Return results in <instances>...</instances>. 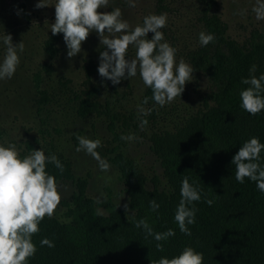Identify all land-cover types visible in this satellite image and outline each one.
Listing matches in <instances>:
<instances>
[{"label": "rangeland", "instance_id": "rangeland-1", "mask_svg": "<svg viewBox=\"0 0 264 264\" xmlns=\"http://www.w3.org/2000/svg\"><path fill=\"white\" fill-rule=\"evenodd\" d=\"M38 2L0 0V62L6 54L2 39L5 34H11L13 45L21 41L25 45L24 51L19 53L20 64L13 77L0 80V143H14L21 157L42 148L46 155L55 154L64 165L63 173L54 164L48 163L46 167V171L56 177L62 194L55 216L63 218L68 203L73 204V195L81 186L96 203L99 213H107L105 204L109 197L122 210L127 205L126 212L131 213V196L121 169L112 158L118 153L132 159L148 190L156 188L167 192L168 179L161 158L152 149L150 135L163 124L166 128L173 127L169 124L172 107L181 116L192 110V106L198 107L211 84L202 71H194L181 97L164 107L147 96L150 88L143 84L139 71L135 77L113 85L98 73L100 52L104 50L98 34L93 31L82 43L81 52L69 58L63 34L53 36L51 32L56 0H42L48 5L44 8H36ZM209 2L211 13L224 25L230 41L246 46L250 41L264 44V20H257L252 11L256 0ZM116 7L122 10L123 19L132 28L142 24L149 14L167 13V26L161 29L165 41L177 49V63L181 58L188 63L185 53L199 44L202 29L198 13L200 7L207 8L206 2L137 0L133 8L126 0H109L108 7L101 11ZM153 35L150 32L148 39ZM135 53V46H130L127 58H134ZM258 65L264 67V56ZM96 88L99 91L93 93ZM145 97L148 103L143 107L152 109L148 116H143L137 107ZM143 119H147L148 124L142 129ZM129 134H135L138 139H121L122 135ZM77 135L102 141L97 152L110 165L107 172L100 170L91 155L76 151Z\"/></svg>", "mask_w": 264, "mask_h": 264}, {"label": "trees", "instance_id": "trees-1", "mask_svg": "<svg viewBox=\"0 0 264 264\" xmlns=\"http://www.w3.org/2000/svg\"><path fill=\"white\" fill-rule=\"evenodd\" d=\"M200 1L207 4L198 13L201 32L213 34L215 41L194 45L185 55L195 71L206 75L211 87L201 104L182 116L172 107L169 124L173 127L163 124L150 135L170 188L167 192L148 190L134 161L116 153L112 159L121 169L133 211L120 209L109 197L107 213H99L81 186L63 218L53 215L40 223V232L32 237L37 252L29 264H152L162 256L178 255L186 246L203 253V264H264V193L248 178L237 182L231 163L251 137L264 143V111L253 116L240 106V92L248 87L241 80L249 77L250 67L257 66V77L264 73L258 65L264 44H234L211 13L209 0ZM151 94L150 88L147 96L152 98ZM260 163L264 165V151ZM185 177L201 195L200 201L189 205L197 209L195 223L188 225L190 236L181 233L174 220ZM153 199L159 204L156 211L150 208ZM208 200L213 201L211 206ZM141 219L154 233L173 229L176 234L158 242L136 227ZM44 238L55 246L42 247ZM157 243L163 244L164 251L156 249Z\"/></svg>", "mask_w": 264, "mask_h": 264}, {"label": "clouds", "instance_id": "clouds-1", "mask_svg": "<svg viewBox=\"0 0 264 264\" xmlns=\"http://www.w3.org/2000/svg\"><path fill=\"white\" fill-rule=\"evenodd\" d=\"M129 7H136L137 0H126ZM109 0H56L55 22L51 24L52 35L63 34V40L68 49L69 58L76 56L82 50V43L95 31L100 38L104 50L100 52L98 73L100 77L118 85L122 80L137 75L145 87L151 88L152 100L160 107L170 104L176 97H181L185 85L193 79V67L183 58L177 63V49L165 41L161 29L167 26V13L149 14L143 18L142 24L132 28L123 19L119 7L111 11H101L107 8ZM48 5L42 0L35 5L44 8ZM252 11L257 20H264V0H256ZM153 33L151 39L148 34ZM6 54L0 62V80L11 79L20 64V55L24 51L23 41L13 45L11 34L3 36ZM201 46H207L215 41L211 33L201 32L198 37ZM135 46L136 53L132 59L128 57V49ZM256 65L249 69V77L241 80L248 85L240 92L241 108L250 115L264 111V73L255 75ZM148 103L145 97L138 110L143 116L151 114L152 109H145ZM148 124L147 119L141 120V128ZM122 140L135 141V134L121 136ZM79 146L77 152L85 151L99 165L101 171L107 172L110 165L104 160L97 149L102 146L100 139H90L77 135ZM264 143L258 137H251L240 146L231 163L235 165V179L244 183L245 178L256 183L257 189L264 193V165L260 163ZM54 164L61 173L64 165L55 154L46 155L44 150H33L21 157L14 143H0V264H29L35 256L37 247L32 240L40 232V223L45 217L51 218L59 207L62 194L56 177L46 171L47 164ZM181 199L176 208L174 220L181 233L190 236L188 225L195 223L197 209L194 202L200 201L201 195L185 177L181 181ZM209 206L213 201H206ZM125 211L128 206H124ZM150 208L156 211L159 204L153 199ZM137 228H143L147 235L160 241H167L175 236L173 229L162 233H154L145 219L136 223ZM41 246L54 247L53 241L44 238ZM156 249L164 251L163 244L157 243ZM204 255L191 246H186L172 258L160 257L152 264H203Z\"/></svg>", "mask_w": 264, "mask_h": 264}]
</instances>
